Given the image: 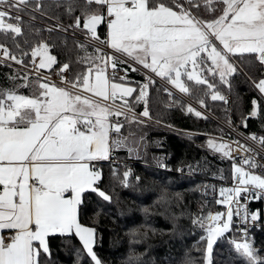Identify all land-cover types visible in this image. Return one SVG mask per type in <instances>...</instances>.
Masks as SVG:
<instances>
[{"label":"snow or ice","instance_id":"obj_1","mask_svg":"<svg viewBox=\"0 0 264 264\" xmlns=\"http://www.w3.org/2000/svg\"><path fill=\"white\" fill-rule=\"evenodd\" d=\"M51 7H64L69 23L52 15L49 18L56 23L46 30L64 34L65 46L71 32L75 60L58 61L50 52L54 42L41 36V29L28 28V34L35 32L34 41L26 34L21 13L31 21L36 19L35 13L47 16ZM201 7L208 15L197 14ZM101 25L106 28L103 36L98 33ZM0 34L4 37L0 64L18 66L8 77L14 87L0 89V264H56L50 241L57 234L65 244L71 243L73 235L80 241L74 264H84V257L88 264H105L95 250L97 229L80 222L84 194L91 191L104 201L113 200L100 186L103 172L99 163L114 160L112 153L121 148H127L130 155L136 152L128 146L122 128L125 123L143 124L142 118L152 119L149 87L156 83L153 74L206 108L204 97L209 96L228 104L218 85L233 90L234 74L240 75L234 57L247 55V63L258 62L264 68V0H202V4L201 0H52L48 5L44 0H0ZM120 63L136 65L132 71L140 70L139 66L146 70L138 92L127 83L113 82ZM29 68L31 71L20 75ZM42 69H52L59 83ZM124 71L126 74L128 68ZM33 75L36 90L29 95L20 93L19 88L30 86ZM244 75L245 82L261 96L259 101L252 99L251 110L240 121L247 128L249 117L264 120V73L259 79ZM120 79L124 81L126 75ZM163 91L169 96L166 109L179 107L207 118L192 103L173 99L167 86ZM134 93L135 102L144 105L139 115L127 99ZM156 123L175 130L160 119ZM245 139L260 152L235 141L239 162L232 156L230 143L214 137L206 141L208 149L232 160L235 186L221 189L224 198L217 203L227 205L226 212L192 217V224L204 233L197 242L201 264H217L214 245L229 232H233L229 245L240 264H264V249L256 247L251 235L253 228L264 227V210L247 207L248 200L264 201V163L256 159L264 154V135L249 133ZM131 173L127 167L122 174L112 169L113 178L123 187L130 186ZM136 234L135 229L130 232L133 237ZM127 264H140V257L130 252ZM180 264L196 261L186 254ZM224 264H233V258Z\"/></svg>","mask_w":264,"mask_h":264},{"label":"trees","instance_id":"obj_2","mask_svg":"<svg viewBox=\"0 0 264 264\" xmlns=\"http://www.w3.org/2000/svg\"><path fill=\"white\" fill-rule=\"evenodd\" d=\"M44 3L52 4V0H44ZM48 12L47 16L35 13L36 19L31 21L26 13H21L25 21L23 27L26 34H28L29 27L33 30L41 29L40 35L46 39L51 37V41L54 42L55 47L50 49V52L57 56L58 61L75 60L76 50L72 37L67 35V46H65L64 34L58 31L49 33L45 25L49 22L47 17L52 15L59 16L65 24L69 23L65 8L51 7ZM76 14H79V10ZM197 14L208 15L203 7ZM105 32V26H98V33L103 36ZM28 37L30 42L37 38L34 31L28 34ZM0 42H4L2 34H0ZM7 43L11 46L10 40ZM89 51L92 50L89 49ZM53 66L56 67V65ZM118 66L128 68L130 73L124 81L133 84L135 88L138 84L145 82V76L141 72L132 71L131 67L125 63H120ZM76 70H80L79 65L76 66ZM13 72L0 64V89L14 87L13 82L8 79ZM234 76L231 92L223 85H218L222 94L230 96L231 108L221 101H212L210 96L204 97V99L212 112L224 117L231 110L235 118L241 120L251 110L252 99L256 98L259 101L261 96L255 88L245 82L246 76L241 70L240 75L234 74ZM209 79L211 80V77ZM114 80L121 81L120 76L115 74ZM185 82L190 86L193 85V82L187 81L186 78ZM16 83H20V81ZM29 84V87H21L18 91L29 95L36 88L32 79H29ZM136 94L134 93L127 99L134 105V109L143 111V103H137L134 100ZM166 101H168V93L163 91V87L157 83L150 85L149 109L152 116L182 128L200 129L202 127L192 114L182 111L179 107L166 109ZM247 123L248 126L245 128L247 132L264 135V120L249 117ZM122 129L127 132L157 134L151 128L134 122L125 123ZM168 140L169 150L178 163L200 153L196 146L186 140L174 136H170ZM99 167L103 172L102 181L99 182L100 186L112 195L113 200L109 203L99 197L97 193L86 192L80 222L97 229L99 241L95 250L105 261V264H127L130 252L140 257V264H180L186 254L192 257L196 264H201L202 253L199 250L201 245H198L197 242L204 233L200 228L194 226L191 220L195 215L217 209L218 204L216 200L206 199L199 194L200 182L198 180L134 164L131 177H129L130 186L123 187L112 176V169L115 168L113 163L108 160L101 161ZM118 169L121 174L125 170L122 166H119ZM136 176L140 177L139 181L135 179ZM162 195L165 196L163 201L161 200ZM173 217L177 219L174 220ZM133 229L137 232L135 237L130 235ZM153 229L157 231L153 232ZM145 233H147L146 236ZM229 235V233L225 234V238L218 239L214 245V261L217 264H224L230 256L233 258V264H240V261L235 259V253L229 245ZM254 238L256 247L264 249V233L256 232ZM133 239L136 241L134 244L131 243ZM50 247L52 258L56 264H74L75 249L80 248L81 245L74 235L71 237V243L65 244L57 234V238L50 241ZM84 264H88L87 257H84Z\"/></svg>","mask_w":264,"mask_h":264},{"label":"built area","instance_id":"obj_3","mask_svg":"<svg viewBox=\"0 0 264 264\" xmlns=\"http://www.w3.org/2000/svg\"><path fill=\"white\" fill-rule=\"evenodd\" d=\"M47 19L49 20V22L45 23L47 27L56 23V21L53 19H50L48 17ZM67 35L72 37L71 32H69ZM76 38L78 40H83V37L79 34H77ZM107 51L111 50L108 49ZM38 60L39 57H37V61ZM12 66L15 68L18 67L14 62ZM132 67H136V65L133 64L131 68ZM54 68L55 67L53 66V69ZM124 69L125 67H119L117 65L115 74L120 77H125V75L127 77L130 71L128 70L125 74ZM26 71H31V69H22L21 73L25 74ZM137 71L141 72L145 76V72L141 68ZM41 72L44 74H49L51 76V80L59 83V78L57 75L52 74V69H42ZM108 72L111 75L112 69L109 68ZM153 76L157 84H159L163 88L165 86L169 88L170 92H172L173 94V99L180 98L183 103H192V105L198 110L203 111L207 118L196 117L192 114L197 120L202 121V124L200 123L202 125L200 129L182 128L176 124L160 119L163 121V124H172L175 129L173 130L161 124H157L156 120L159 118H156L150 114L152 116L151 120L142 118L145 120V123H143V125L156 131L157 134L153 135L150 132H127L122 129V134L129 138L128 146L136 149V152L130 155L127 148H121L115 150L112 153V156L115 159H110L108 161L113 163L115 168L117 169L119 166H122L125 168V170L126 167L132 170V166L134 164H141L163 172L174 173L180 177H185L191 180H198L200 182L198 191L202 197L206 199H214L216 200V202L223 199L224 197H222L220 194L221 189H231L235 186L232 179V160L223 157L221 154L216 153L213 150L208 149L206 147V141L210 137H214L217 140H222L223 142L230 143L232 148V156L236 159L237 162H239L240 157L238 154L237 145L234 143L235 141H239L240 145H250L257 150V153L260 152L259 147L253 144L252 141L245 139L250 132L246 131L244 126L240 123L241 120L235 118L231 110H229L228 113L224 117H222L212 112L208 107H201L196 103L194 99L180 93L179 90L176 89L173 85L166 84L165 81H162L161 78L156 77L154 74ZM30 77L35 78L34 75ZM256 91L258 92V90ZM227 97L229 102L226 105L228 106V108H231V98L230 96ZM134 111L137 115L142 112L136 109H134ZM185 133H187V135ZM170 136L178 137L191 142L199 149V155L188 158L182 163H178L174 159L175 157L168 147V138ZM141 137H143L142 140ZM256 159L260 163H264V154L257 155ZM161 163L165 164L167 167H160L159 165ZM178 169H182V171H178ZM256 171L260 172L261 170L256 169ZM243 202V194H241V203ZM217 204L218 208L210 210L211 212H226L228 207L227 205L221 203ZM247 207L253 211L258 209L264 210V201L248 200ZM233 220L235 222L237 220V217L234 216ZM259 231L264 233V227L253 228L251 230V235L255 236V233ZM229 234L231 238L233 232H229ZM236 235L238 236V234Z\"/></svg>","mask_w":264,"mask_h":264},{"label":"rangeland","instance_id":"obj_4","mask_svg":"<svg viewBox=\"0 0 264 264\" xmlns=\"http://www.w3.org/2000/svg\"><path fill=\"white\" fill-rule=\"evenodd\" d=\"M22 15V14H21ZM52 54V53H51ZM242 58L237 55L236 57H234V62L237 64L238 68L245 74H247V76L252 77L253 79H259L262 75V73H264V68H261L258 64V62H253L251 64L247 63L246 61L249 59V57L247 55H245V57L241 60ZM242 61V62H241ZM6 66V65H4ZM8 67V66H6ZM142 70H143V66H139ZM9 69H11L12 71H14L16 68L15 67H8ZM144 72H146V70H143ZM20 75H24L20 72ZM154 78V76H153ZM29 79H32L34 81L35 78L29 77ZM115 83H127L125 81H113ZM129 86L135 88V86L131 83H127ZM35 86V84H34ZM36 89V88H35ZM35 89H33L35 91ZM33 91V92H34ZM118 103H122V101H117ZM196 121L198 123L202 124V121L197 120ZM134 123H137L136 121H133ZM139 124V123H138ZM142 125V124H141ZM191 143V142H190ZM227 234V233H225Z\"/></svg>","mask_w":264,"mask_h":264},{"label":"crops","instance_id":"obj_5","mask_svg":"<svg viewBox=\"0 0 264 264\" xmlns=\"http://www.w3.org/2000/svg\"><path fill=\"white\" fill-rule=\"evenodd\" d=\"M34 84V83H33ZM25 95H27V94H25ZM0 190H2V186H0Z\"/></svg>","mask_w":264,"mask_h":264},{"label":"water","instance_id":"obj_6","mask_svg":"<svg viewBox=\"0 0 264 264\" xmlns=\"http://www.w3.org/2000/svg\"><path fill=\"white\" fill-rule=\"evenodd\" d=\"M245 128V127H244Z\"/></svg>","mask_w":264,"mask_h":264}]
</instances>
